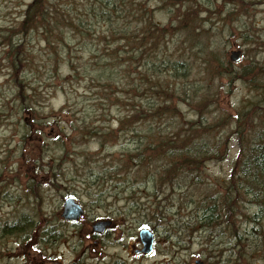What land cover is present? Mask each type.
Instances as JSON below:
<instances>
[{"label": "rangeland", "instance_id": "1", "mask_svg": "<svg viewBox=\"0 0 264 264\" xmlns=\"http://www.w3.org/2000/svg\"><path fill=\"white\" fill-rule=\"evenodd\" d=\"M30 1L0 0V27L15 23L19 18L21 20L22 11ZM258 1L204 0L205 3H213L221 14L219 18L212 19L213 25L200 38L211 51V59L217 58L219 64L210 66L201 53L200 57L192 56L195 71L188 79L189 82L194 80L198 88L212 85L213 104L205 113L209 117H218V122H223L226 113L234 114L235 107L254 95L249 88L251 84L238 70L248 66L251 60L264 63V1ZM233 5L240 12L233 19H228L226 14ZM198 16L207 19L205 14ZM175 47L171 46V49ZM232 49H240L238 61L229 59ZM185 55L188 57L186 52ZM39 60L40 57L34 58V62ZM63 60L55 71L46 72L40 68L38 75L26 72L28 78L24 82L22 75L25 71L23 74L11 73L4 54L0 56V227L14 224L27 231L23 233L19 229V232L5 236L0 231V264H45L50 259L59 264H118L117 256L125 257L123 252L129 247L139 246L138 232L142 227L155 229L152 231L156 234V245L151 254L142 255L141 264L167 263L175 257H182L180 264H224L225 261L220 262L215 257L210 260L198 254L204 241V245H210L214 250L212 255L219 253L229 264H236L238 248L230 243L228 223L214 221L212 226H199L197 231L186 233L178 226L181 219L195 214L193 205L196 209L195 203H189L193 198L191 191L184 192L187 189L182 182H176L178 190L165 188L162 178L158 182L150 181L151 176L145 177L147 171L140 163L137 167L133 160H117L122 147L138 145L139 136L145 134L142 127L136 126L138 138L129 132H115L113 141L101 144L102 139L96 135L115 131L117 118L123 111L106 101L101 105L94 102L95 88H86L83 82L79 86L74 82L73 88L68 80H63L67 75ZM226 61L232 62L229 68ZM42 64L48 68L47 61H41L40 66ZM226 69L233 70L231 81L224 77ZM260 81L264 79L260 78ZM20 90L24 95L31 93L35 112L23 110L21 105L24 101L20 97L23 93L19 94ZM61 109L63 112L53 115ZM181 111L183 115L190 116L193 109L185 105ZM84 129L88 132H79ZM234 139L235 134H231L227 151L216 160L205 163L203 175L207 182L201 190L209 191V183L213 186L212 182L223 184L231 176L239 147L237 139L236 144ZM152 153L146 151L148 166L151 167L153 163L148 157ZM153 167L154 172L161 171V176H165L168 167L173 171L170 162H156ZM153 171L149 174L154 175ZM192 192H197V189L193 188ZM218 192L223 193L224 190L218 189ZM69 195L85 210L76 223L64 222L59 215L63 200ZM175 198L184 201L182 205L186 207L183 209L181 202L175 201L179 203L178 207L171 201ZM153 200L159 201L157 209L156 203L151 205ZM252 207L245 210L253 211ZM159 208L161 212H158ZM135 209L138 210L134 212ZM201 213L203 211L199 210L196 217ZM156 214L159 218L153 217ZM43 215L45 221L41 220ZM106 215L113 221L108 233L91 236L90 223ZM31 217L39 219L40 228L26 225L30 224L26 220ZM97 241L105 246L104 252H100ZM35 245L40 250L39 257ZM249 247L242 242L239 248L249 252ZM250 253L255 257L249 264H264V260L256 259L260 252ZM242 264H247L244 259Z\"/></svg>", "mask_w": 264, "mask_h": 264}, {"label": "trees", "instance_id": "2", "mask_svg": "<svg viewBox=\"0 0 264 264\" xmlns=\"http://www.w3.org/2000/svg\"><path fill=\"white\" fill-rule=\"evenodd\" d=\"M234 5L226 14L228 19L240 12ZM201 14L207 19L198 16ZM220 15L213 3L204 0H31L21 20L0 27V56L4 54L11 73L25 71L24 82L26 72L38 75L40 68L55 71L64 59L67 75L63 80L73 88L74 82L95 88L94 102L101 105L106 101L123 111L115 131L94 134L102 139L101 144L113 141L115 132H129L138 138L136 126L142 127L145 134L139 136L138 145L122 147L117 160H133L137 167L140 163L147 171L145 177L158 182L162 178L165 188L177 189L176 182H182L187 189L184 192L191 191L189 203H195L196 209L193 205L195 214L181 219L180 229L186 233L197 231L199 226H212L214 221L228 223L230 243L238 248L236 264H242V259L249 264L255 257L251 251L260 252L256 259L264 260V81H260L264 79V63L251 60L238 70L251 84L254 95L235 107L234 114L226 113L223 122L205 113L213 104L212 85L198 88L188 79L195 71L192 56L200 57L201 53L210 66L219 64L217 58L211 59V51L200 38L213 25L212 19ZM35 57L40 60L34 62ZM41 61H47V69L40 66ZM231 63L225 62L227 68ZM232 72H224L228 81L234 77ZM30 94L20 95L24 101L21 106L24 111L35 112ZM185 105L193 109L190 116L181 111ZM60 112L62 109L53 115ZM231 134L239 146L231 176L225 184L212 182L215 185L209 183V191L201 190L207 182L205 163L227 151ZM147 150L153 152L148 157L153 166L170 162L173 171L168 167L165 176L160 170L154 172L155 167L148 166ZM151 171L155 174H149ZM193 188L197 192L193 193ZM171 201L186 207L180 199ZM158 202L153 200L151 205L156 203L157 209ZM246 207L253 211H246ZM199 210L203 214L197 218ZM153 217L159 218L157 214ZM242 242L250 246L249 252L239 248ZM202 244L200 256L229 264L219 253L212 255L210 245Z\"/></svg>", "mask_w": 264, "mask_h": 264}, {"label": "flooded vegetation", "instance_id": "3", "mask_svg": "<svg viewBox=\"0 0 264 264\" xmlns=\"http://www.w3.org/2000/svg\"><path fill=\"white\" fill-rule=\"evenodd\" d=\"M105 217H108V215H106ZM101 219V218H100ZM41 220L42 221H45V216H41ZM110 220V219H109ZM26 222H30V224H26V225H30L31 227H35L36 229L40 228V225H39V219H34L33 217H31L30 219H27ZM110 226L111 227L113 225V221L110 220ZM109 227H107L103 232L101 233H98V232H92L91 236H97V235H101V234H105L106 232L108 233V229ZM20 226H16L14 224H10L8 227H0V231H1V235L2 236H5V234H13V233H17L21 230V232L23 233H26V229H20ZM28 234V233H27ZM35 235V239H37V236H36V232L34 233ZM156 242V240H155ZM19 243V240L18 242ZM97 243L99 244L100 246V252L105 250V246H101V244L99 243V241H97ZM103 245H105L104 243H102ZM34 249L35 250H38L39 248L35 245L34 246ZM142 246H141V243L139 242V246H134V247H129V249L127 251H124L123 253L125 254V257H121L120 255L117 256V255H109V256H117L116 258V263L118 264H141L142 260L144 257H142V255L145 256V254H143L142 252ZM102 252V254H103ZM27 253V252H26ZM24 254L27 256V254ZM108 254V252H106ZM101 255V254H100ZM40 256V250L37 251V257ZM27 257H31V256H27ZM105 257H108V256H105ZM180 258L182 257H175V258H172L171 259V262H167V263H161V264H180L179 261L181 260ZM138 261V263L136 262ZM56 262L55 259H50V260H47L45 262V264H54ZM87 262V261H86ZM88 264H90L89 262H87Z\"/></svg>", "mask_w": 264, "mask_h": 264}, {"label": "water", "instance_id": "4", "mask_svg": "<svg viewBox=\"0 0 264 264\" xmlns=\"http://www.w3.org/2000/svg\"><path fill=\"white\" fill-rule=\"evenodd\" d=\"M239 56H240L239 50L230 51V59L231 60L236 61L239 59ZM82 212H83V209H82L81 205L78 202H76L73 199V197L70 196L64 200L61 216L65 220L76 221L81 216ZM107 223L108 222H104V223L98 222L93 226V229L102 231L104 226L107 225ZM140 237H141V241L143 243V250L145 252H149L151 250V246H152V239H153L152 235L148 231L144 230V231H141Z\"/></svg>", "mask_w": 264, "mask_h": 264}]
</instances>
